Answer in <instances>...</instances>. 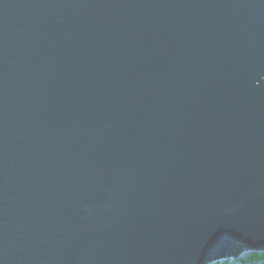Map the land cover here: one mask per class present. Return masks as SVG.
I'll return each mask as SVG.
<instances>
[{"label": "water", "instance_id": "1", "mask_svg": "<svg viewBox=\"0 0 264 264\" xmlns=\"http://www.w3.org/2000/svg\"><path fill=\"white\" fill-rule=\"evenodd\" d=\"M264 254V0H0V264Z\"/></svg>", "mask_w": 264, "mask_h": 264}, {"label": "trees", "instance_id": "2", "mask_svg": "<svg viewBox=\"0 0 264 264\" xmlns=\"http://www.w3.org/2000/svg\"><path fill=\"white\" fill-rule=\"evenodd\" d=\"M246 261H248L249 264H259L261 262H264V254L248 255Z\"/></svg>", "mask_w": 264, "mask_h": 264}, {"label": "bare ground", "instance_id": "3", "mask_svg": "<svg viewBox=\"0 0 264 264\" xmlns=\"http://www.w3.org/2000/svg\"><path fill=\"white\" fill-rule=\"evenodd\" d=\"M245 258H247V256H243V257H240V259L237 258V259L232 260V261H230V260L217 261L213 264H249V262L246 261ZM243 259H245V260H243Z\"/></svg>", "mask_w": 264, "mask_h": 264}, {"label": "rangeland", "instance_id": "4", "mask_svg": "<svg viewBox=\"0 0 264 264\" xmlns=\"http://www.w3.org/2000/svg\"><path fill=\"white\" fill-rule=\"evenodd\" d=\"M240 259V258H239ZM246 259V258H245ZM245 259H243V260H245ZM259 264H264V262H261V263H259Z\"/></svg>", "mask_w": 264, "mask_h": 264}]
</instances>
